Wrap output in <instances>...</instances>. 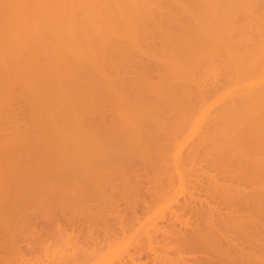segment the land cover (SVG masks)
Listing matches in <instances>:
<instances>
[{"label": "bare ground", "instance_id": "6f19581e", "mask_svg": "<svg viewBox=\"0 0 264 264\" xmlns=\"http://www.w3.org/2000/svg\"><path fill=\"white\" fill-rule=\"evenodd\" d=\"M137 169L140 178L147 175V191L157 189L153 199L148 192L152 203L143 208L144 217L137 213L143 222L137 210L129 215L137 217L132 218L134 224L143 223L140 228L139 223L131 225L129 216L117 217L122 208L112 203L125 193L129 195L122 201H136L137 194H143V181L136 178L139 190L132 181L139 175ZM171 177L177 179L175 187L160 181ZM198 180L206 183L207 188L200 186L207 189L203 194L211 198L208 202L216 198L225 205H217L219 209L228 211L227 205L232 209L234 204L239 209L234 205L223 214L211 206L215 200L206 203V210L204 205L199 209L196 204L202 198L197 195L203 194L193 189L197 198L191 197L190 191L193 184L198 189ZM159 183L170 186H160L165 190L160 194ZM127 188L131 194L123 192ZM111 190L119 191L113 199ZM181 192L182 202L185 197L191 205L196 202L201 215L189 201L176 205ZM174 198L172 206L194 216L191 225L203 215L192 231L178 228L175 219L167 217L172 206L167 218L160 216ZM84 199L109 200L116 212L120 210L117 215L106 201L98 204L106 202L111 210L97 202L90 208L102 206L101 211L113 212L119 223L127 219L129 228H139L137 235L151 227L150 236L145 232L127 251L119 247L128 248L135 230L127 239V224L114 222L122 228L115 232L114 223L113 229L107 227L109 217L99 220L105 211L93 213L91 208L92 216L85 212L96 221H108L100 222L108 228L102 229L105 234L112 230L102 239H112L106 244L109 249L119 237L113 250H126L131 264H142L143 257H150L146 264H174L193 250L200 255L178 259L177 264H264V0H0V253L16 252L19 260L50 250L47 264H99L95 256L106 250L101 249L103 243L97 246L100 235L84 234L78 241L70 234L72 241L69 234L60 233L66 227L60 220L67 213L63 221L74 220L73 210L80 205L81 212L88 211L91 201L84 204ZM130 199L123 204L131 206ZM54 203L61 207H55L57 212H52ZM243 207L244 214L249 213L243 220H250L248 225L242 222ZM173 213L175 218L180 215L177 221H186L184 213ZM72 214L74 218H68ZM158 215L166 228H160L165 223L159 228L153 223ZM83 216L75 220L88 221ZM231 229L232 234L237 229L234 238L240 241L229 235ZM44 232L54 234L53 249ZM112 233H121L128 244ZM61 240L71 252L61 244L56 250ZM171 250L182 257L168 256ZM122 256L117 264H130Z\"/></svg>", "mask_w": 264, "mask_h": 264}, {"label": "rangeland", "instance_id": "374dc122", "mask_svg": "<svg viewBox=\"0 0 264 264\" xmlns=\"http://www.w3.org/2000/svg\"><path fill=\"white\" fill-rule=\"evenodd\" d=\"M139 167H140V166H139ZM141 167H142V169H143V166H141ZM139 169H141V168H139ZM142 169H141V170H142ZM141 170H140V171H141ZM137 171L139 172L138 169H137ZM137 171L135 170L134 173H136ZM138 172H137V173H138ZM143 173H144V172H143ZM138 174H139V175H138ZM138 174H137L138 176H136V177H134L136 174L133 176L134 179H133L132 181L136 182L137 179L140 178V175L142 174V172H141V173L139 172ZM174 174H175V173H174ZM174 174H173V176H174ZM143 175L145 176V174H143ZM173 176H172V177H173ZM133 177H132V178H133ZM146 177H147V175H146ZM146 177H143V176H142L139 180L143 181V178L146 179ZM172 177H171V180H169V181H165V182H164V179H165L164 177H163L164 179L162 178V179H160V181L163 180V181H161V182H163V183H167V182L169 183L170 181H171L170 183H174L173 181L177 182V181H176L177 179L175 178L174 180H172ZM175 177H176V176H175ZM136 178H137V179H136ZM173 178H174V177H173ZM135 179H136V180H135ZM145 179H144L143 182H145ZM198 179H199V178H198ZM139 180L137 181V182H138L137 186H136V184H135V186L137 187V188H136V187H135V188L138 189V190H139L138 187H140V186H139V182H140ZM146 180H147V179H146ZM166 180H167V179H166ZM195 180H196V179H195ZM200 180H201V179H200ZM200 180H198V183H197V181H196V184L199 185V187L196 186V187H198V189H197V188H194V186H195L194 184H193V186L191 187V185H192L191 182H190V183H191V185H190L191 188L187 186L186 189L188 188V189H187L188 191H189V188H190V191L193 190V189H195V190L199 191L198 193H200V194L202 195L203 192H204V190H207V189H206L207 187L205 186L206 183L204 184V183H203L204 181H202L201 183L203 184L204 187H206V188L203 190V189H202L203 186L201 187V186H200L201 183L199 184V181H200ZM134 182H133V183H134ZM143 182H141V184H140V185H141V188H142V189L140 188V190H141V192H142L143 194L145 193V196H146L147 198H146V197H143V196H144L143 194H140L139 192H137V193H139V194H137V193L135 192V193L138 195V199L136 200L137 202L135 201L134 198H131V199H133V201H132V200L130 199V197H128V200L130 199L133 203H135V204H133L131 201L128 202L130 205L132 204L131 206L126 205V204H123V202L125 203L126 201H128L127 199H126V201H125V200L122 201V199H125V198H126V197H125L126 195H129V193L127 194V193H125L124 191L129 190V192H130V188H129V189L127 188L126 190H123V192L125 193V195H124V198H122V197L120 196V197H121V200H120V197H119V199H118V198H116V197H118V196H116V197L114 196L115 199L117 200V204H119V205H116L115 199L113 200L114 202H112V203H115V204H114L115 207H118V206H119L118 209H121V208H122V209H121L122 212L125 213V214H123L122 212H119L120 210H119V211L117 210L119 213H121V214H120L121 216L119 215L118 212L115 211L116 208L113 206V204H112L111 202H108L109 200L106 201L105 199H103V200H101V201H100V199H98V201H100V202H102V201H106V202H108L110 205L112 204L111 206L114 207V209H112L111 206H109L108 203H107V204H108V205H107L106 202H104L105 204H104V203L98 204V203H100V202H98L97 200H96L94 203H93L94 200H92V201L89 200V201H91L92 204L89 203V207H86L84 204H86V202L88 201V199L81 200V201H83V203H84V201H85V203L82 204V206H85V207H86L85 209L88 208V209H87L88 211L83 210V211L81 212V209H84V207H81V205H80L81 203H78L80 206L77 207L78 209L81 207L80 210H78V209H74V210H73V207H74V204H75V203L72 204L73 207L70 205L69 208H71V207H72V208H71V212L69 211V212H70L69 214L73 213L72 210H73V211L76 210V211L73 213V214H76V215H75V218H74V215L72 214L71 217H68V218H71V219L74 218V220L63 221V220L68 216V213H67V216H64L63 219L60 220L61 226H65V225H66V227H62V228H64V229H62V231H64V232H61V231H60V233H62V234H64V235H65V234H66V235L69 234V236H70V234H71V235H74V236L76 235V237L78 238V241H79V240H82V238L84 237V234H85V237H86L87 235H88L87 237H89V236H90L89 234H94V235H95V236L93 235L94 237H96L97 235H98V236L100 235L99 237L101 238V240H97V239H96L97 241H100V243L97 242V243H98L97 246H99L101 243H103L105 246H104V247H101V246H102V244H101L100 247H101V249L104 248V249H106V250H104L103 253H102V251H100V249L97 248V249H99V251L102 253V254H100V256H99V255H97V257L95 256V258H97V259H96L97 262H98L99 259H100L99 264H105V262H106V264H107L108 261H110V260H111V261H110L108 264H112V263H114V264L116 263V264H117V263L120 262V260H121L120 256H122V255H123L122 257L124 258L123 261H124L125 259L127 260L126 256H124V255H126V252L129 251V249L132 250L131 247L133 248V246L136 244V242H138L139 239H143V237L146 236V233H147V235L150 236V234H148L149 230H151V229H150L151 227L149 228V226H148V225L151 223V220H150V219H148V220H150L149 224L147 225L148 227L145 226L147 229L149 228L148 231H145L146 228L143 227V226H141V229L144 228L145 230H143V231H145L146 233L141 231L140 233H142V235H141V234L137 235V231L135 230V228H138V227L140 228V225H143V223L141 224V222H143L144 218L141 219V220H142V221H141V220L139 219L140 217H139L138 214L140 213V211H141L140 214H142V216H143L144 214H146L144 211L147 209V206H148V205H146V204H147V203L149 202V200H150V199H149V198H150V194H148V192H149V193L151 192V195H152L151 198L153 199L154 192L157 190V189L154 188L155 191H153L154 189H152V191H153V192H152V191H151V188H150V191H147V190L149 189V188L147 189V187H148V186H147L148 183L145 182V183H146V186H145V183H143ZM192 182H193V178H192ZM163 183H161L162 185L159 183V186H158V191L161 190V192L159 191L160 194H162V191H163V189H161V188L163 187V185H164ZM194 183H195V181H194ZM176 184H177V183H176ZM165 185H166V184H165ZM165 185H164L163 188H165ZM172 185H173V184H172ZM172 185H171V186H172ZM133 186H134V185H133ZM160 186H162V187H160ZM167 186H170V184H169V185H166V187H167ZM173 186L175 187V183H174ZM133 188H134V187H133ZM152 188H153V187H152ZM156 188H157V187H156ZM159 188H160V189H159ZM168 188H169V187H168ZM170 188H171V187H170ZM199 188H200V190H202V192H200ZM143 189H144L145 192L143 191ZM119 190H120V189H119ZM131 190H132V189H131ZM111 191H112V190H111ZM120 191H121V190H120ZM134 191H135V189H134ZM158 191H157V192H158ZM164 191H165V190H164ZM164 191H163V192H164ZM188 191H186V190L184 189V191H183V195H184L185 192L187 193ZM193 191H194V190H193ZM193 191H192L193 194L190 192V194H192L193 196H191V195H190V196H191V197H196V196H194V195L197 194V193H196L197 191H196V192H195V191L193 192ZM109 192H110V189H109ZM115 192L118 193L119 191H116V190H115L114 192L112 191V192H111V197H110V198L113 197V194H116ZM132 192H133V190H132ZM152 193H153V194H152ZM194 193H196V194H194ZM206 193H207V192H206ZM206 193H204V194H206ZM122 194H123V193H122ZM130 194H131V192H130ZM147 194H148L149 196H148ZM179 194H180V195H178V197L181 196L182 192L179 193ZM188 194H189V193H188ZM204 194H203V196H204ZM109 195H110V194H109ZM117 195H120V194H117ZM137 195H136V196H137ZM141 195H142V196H141ZM183 195L181 196V199H180L181 202H178L177 199H175V198H174V200H175L174 202H169V205H166V209H165V208H164L165 210L163 209V211L161 212L162 214L160 213V216H161V215L163 216V215L165 214V215L163 216L164 219L167 218V217H171V221H173V220L175 219V220H174L175 223H173L174 225L177 223V225H176L177 227L180 226L181 229H182V228H185V229L187 230V229H189L192 225H193V226L195 225V224H193V223H195V222H193V218H194V216H192L193 218H192V217H189L190 214H189V213L185 214L184 212H183V213H184V216H183V215H182L183 213H182L181 210H180V209H183V208L178 209V208H176V207H178V206H176V207L172 206L173 203H175L176 201H177V202H176V205H178L179 203H181L180 205H182V203H187V201H189V200L192 201L191 199H187V197H185L187 201L182 202V197H183ZM201 195H200V196H201ZM207 195H208V194H207ZM207 195H206V196H207ZM134 196H135V194L132 193V197H134ZM184 196H186V194H185ZM197 196H198V198H200V199L202 198L201 200H200V199H196L197 202H199L198 200H200L199 203H202V204L199 205V203H198V204H196V202H195V203L193 202V203L196 204V205H198V206H201V207H198V206H196V205H194V204L191 205L192 202L190 203V201H189V203H190L189 205H191L192 207L196 208V209H194V211H196L198 208L203 210V209H204V208H202L203 205H204V206H207V204L209 205V202H210V201L213 203V201L216 199V198H215V199L209 200V202H208L207 200H208V199H211V198H209L208 196L206 197V198H208L207 200H206L205 196H204L205 199L203 198V196H202V197H199V194H198ZM178 197L176 196V198H178ZM135 198H136V197H135ZM144 198H146V199L144 200ZM188 198H189V195H188ZM196 198H197V197H196ZM112 199H113V198H112ZM112 199H111V200H112ZM140 199H141V201L139 202ZM194 199H195V198H194ZM194 199H193V201H194ZM203 199L206 201V202L203 201L205 204H203V202H202ZM86 200H87V201H86ZM142 200H143V201H142ZM183 200H184V198H183ZM196 200H195V201H196ZM89 201H88V202H89ZM134 201H135V202H134ZM150 201H152V200H150ZM216 201H219V200H218V199L215 200L214 202H215L216 205L212 204L211 206H214V207H215V206H217V205L220 204V205H221V206L219 205L220 207H225L224 203H222V202L219 201L220 203L218 202V204H217ZM88 202H87V203H88ZM96 202H97V204H98L99 206L103 204V205H102L103 208H102V206H101L102 209H105V208H106V210H107V209H109V210L112 209V210H114V211H113L114 213L116 212V215H117V213H118V216H117V217H122V218H123V217H125V218L127 217V218L129 219V217H130L129 215H135V212H136V210H137L136 214L138 213L137 216H138V219H139L141 222H136L137 224L139 223L138 225H137L136 223L134 224L135 220H133V219H137V217H135V218H133V216L130 217V218H131V225L134 224L135 226H136V225L138 226V227H135V228H134V227H133L134 225H133L132 227H130V228H132V229L130 230L129 226H131V225H129L130 222H128L127 219H126V223H124V222H125V219L123 220L122 218H120V219H122V221H124V222L120 221V223H119V221H118L119 219H118L117 217H115V216H112V215H115L112 211H110V212H112V213H109V211H107V214H106V210L101 211L102 209H101V208L99 209L98 206H94V208L91 207L92 209H94V210H93V213H94V211L97 210V209L100 210V211H99L100 214H101V212L104 213V211H105L103 217H100L99 220H101V218L106 217V219H109V218H110V219H111V222H110V219L108 220L109 222L106 221V220H104L105 218L102 219L103 222H102V221H99V220L96 221V219L94 220L93 218L91 219V218H89V216H88L87 214H85V212H89V213H90L89 215L92 216L93 213L91 212L92 210H91L90 206H92V205H94V204L97 205ZM143 202H144V203H143ZM55 203H57V202H55ZM55 203H54V204H55ZM128 203H127V204H128ZM151 203H152V202H149V205H150ZM206 203H207V204H206ZM47 204H48V203H47ZM57 204H58V203H57ZM57 204H55V206H53V207H54V208H55V207H56V208H59L60 206L57 205ZM78 204H77V205H78ZM90 204H91V205H90ZM144 204L146 205V207H145ZM153 204H154V202H153ZM153 204H152V205H153ZM167 204H168V203H167ZM210 204H211V203H210ZM42 205H43V204H42ZM52 205H53V204H51V206L48 205V206H49L48 208L50 209V208L52 207ZM104 205H106V206L104 207ZM124 205H125V206H124ZM135 205H136V208H138L137 206L140 207V208H139V211H138V209H136V208L134 209V208H133V206H135ZM223 205H224V206H223ZM234 205H235V207H236V204H234ZM234 205H233V206H234ZM237 205H238V206H239V205L244 206L243 204H240V203H239V204L237 203ZM87 206H88V204H87ZM153 206H154V205H153ZM163 206H164V205H162V207H163ZM168 206H170V207L172 206V207H171V211H172V209H174V208H175V209H178V210H175V209H174V210L170 213L171 215L169 216V214H168V212H169V211H168V210H169V209H168ZM227 206H228V207H227ZM227 206H226V207L229 208L228 211L231 212L230 210L233 209V206L231 205V206H232V209H230L231 207H229V205H227ZM53 207H52V208H53ZM62 207H63V206H62ZM65 207H66V208H64V209L67 210L68 207H67V206H65ZM95 207H97V208L95 209ZM107 207H108V208H107ZM109 207H110V208H109ZM129 207H130V208H129ZM148 207H149V206H148ZM151 207H152V206H151ZM197 207H198V208H197ZM208 207H209V206L205 207V210H206ZM235 207H234V209H235ZM239 207H240V206H239ZM239 207H236V208L239 209ZM246 207H248V206H245V210H246ZM39 208H40V207H39ZM54 208H53V211H52V212H54V211L57 210L56 208H55V209H54ZM60 208H61V207H60ZM74 208H75V207H74ZM132 208H133V210H132ZM143 208H145V210H144ZM149 208H150V207H149ZM153 208H154V207H153ZM241 208H242V207H241ZM250 208H251V207H250ZM40 209H41V208H40ZM40 209H39V210H40ZM45 209L47 210V208H45ZM49 209H48V210H49ZM64 209H61V210H64ZM89 209H90L91 211H89ZM128 209H130V210H128ZM142 209H143V210H142ZM151 209H152V208H151ZM159 209H161V208H159ZM159 209H158V210H159ZM167 209H168V210H167ZM215 209H217V211H221V212H223V214H224V213L226 214V211H227L226 208H224V209H223V208H220V209H221V210H220L218 206H217ZM222 209L225 210V212L222 211ZM238 209H236V210H238ZM42 210H43V209H42ZM68 210H70V209H68ZM68 210H67V211H68ZM77 210H78L80 213L77 212ZM98 210H97V211H98ZM123 210H124L125 212H124ZM156 210H157V209H156ZM166 210H167L168 212H167ZM184 210H185V209H184ZM248 210H250V209H248ZM251 210H252V209H251ZM44 211H45V210H44ZM58 211H60V209H58ZM131 211H132V212H131ZM133 211H135V212H133ZM147 211L149 212V210H147ZM147 211H146V212H147ZM159 211H160V210H159ZM164 211H165V212H164ZM174 211H175V213L178 211V212L176 213V215L182 213L181 216H183V218L186 219V221H184V222L188 223V221H189V223L186 224V226H185L184 222L182 221V222H183V223H182V222L180 221L181 224H182V226H181V224L178 225L180 222L177 221L176 219L181 220V219H180L181 217H180V215H178V218H177V217L175 218L174 216H172V214H174V213H173ZM182 211H183V210H182ZM186 211L188 212L187 209L185 210V212H186ZM197 211H199V210H197ZM197 211H196V213H198ZM228 211H227V213H228ZM243 211H244V207H243V210H241L240 213H243V214H244ZM48 212H49V211H48ZM56 212H57V211H56ZM64 212H65V211H64ZM76 212H77V213H76ZM99 212H98V213H99ZM142 212H144V213H142ZM152 212H153V214H155L153 210H152ZM156 212H157V211H156ZM166 212H167V215H168L167 217H166ZM189 212L192 213L191 211H189ZM199 212H200V211H199ZM202 212H204V211H202ZM246 212H249V211L246 210ZM250 212H251V211H250ZM95 213H96V215H97V212H95ZM131 213H132V214H131ZM133 213H134V214H133ZM158 213H159V212H157V214H158ZM163 213H164V214H163ZM196 213L193 212L194 215H195ZM200 213H201V212H200ZM54 214H55V213H54ZM57 214H58V213H57ZM65 214H66V212H65ZM81 214L84 215V216L82 217L83 219H84L85 217L88 216V221H89L90 219H91V221L88 222L86 219H85V220H80V219H79V220H75V219H77V216L80 217ZM110 214H111L112 218L110 217ZM127 214H128V215H127ZM148 214H149V213H148ZM150 214H152V213H150ZM153 214H152V215H153ZM198 214H199V213H198ZM198 214H197V215H198ZM201 214H202V213H201ZM201 214H199V215H201ZM245 214H247V213H245ZM245 214L242 216V222H244L243 220H244V218L246 217ZM248 214H249V213H248ZM248 214H247V215H248ZM93 215H94V214H93ZM122 215H123V216H122ZM124 215H125V216H124ZM155 215H156V214H155ZM155 215L152 216V217H155ZM188 215H189V216H188ZM191 215H192V214H191ZM199 215H198V217H195L197 220L194 219V221H198L199 218H200V220L203 218V217H202L203 215H202L201 217H199ZM91 216H90V217H91ZM99 216H102V215H97V217H99ZM128 216H129V217H128ZM140 216H141V215H140ZM224 216H225V215H224ZM244 216H245V217H244ZM93 217H94V216H93ZM108 217H109V218H108ZM114 217L117 219L116 221L113 220ZM143 217H144V216H143ZM145 217H146V216H145ZM149 217H150V215H149ZM152 217H150V218L152 219ZM157 217H158V219H157V223H156V220L153 221V223H155L156 226H157V225L160 226V224L163 225V224L165 223V224H164L163 226H161L160 228H161V229H162V227H163V228H164V227L166 228L167 222H165V220L163 219V217H161V219L159 218V215H158ZM80 218H81V217H80ZM94 218H95V217H94ZM132 218H133V219H132ZM146 218H148V217H146ZM172 218H173V219H172ZM97 219H98V218H97ZM246 219H247V218H246ZM246 219H245V220H246ZM249 219H250V218H249ZM66 220H67V219H66ZM92 220H94V221H96V222H93ZM112 220H113V222H112ZM132 220H133V221H132ZM145 220H146V219H145ZM200 220H199V221H200ZM247 220H248V219H247ZM98 221H99V222H98ZM104 221L108 222V226H107V227L110 228V229H113V228H112V225H113L114 222H117V223H119V224H121V222H122V223L125 224V226H126V224H127V225H128L127 227H128L129 230L127 229V227H126L127 232L124 230V231H125L124 233L127 234V236H124V237H126L127 239H129L128 236L131 237L130 235L133 234V231H134V230L136 231V233H134V235H132V236H133V238H132L133 242H131V239H129V243H130L129 246H128V245H125V244H128V243H126V240H125V239H124V240H125V244L123 243V242H124V240H123L124 237H123L122 235H119V234H121V233H118V235H119L120 237H121V236L123 237V238L121 237L122 240H120V241H123L121 244H124L125 246H128V248H126V247H122V245H120L119 248H120V249H121V248H125L127 251H126V250L123 251V249H122V250H120L121 253L119 252V253L117 254V253L115 252L116 249H114V245H115V246H116V245H119V244H118V243H119V241H118L119 237H117L118 235L115 234V233H112L111 236L115 237V239H116V237H117L118 239L115 240V241H118V243H117V244L114 243L115 241L113 240V246H112V247L110 246V248H109L110 250L107 248L108 245H106V244H109L111 238H110V237H107V239H106L105 241H104V239H102V236H104V234H105V232H103L102 229H104V230H106V231H107V229H108L106 226H105V228H104V226H103V228H102V225H103L104 223H106V222H104ZM199 221L196 222V223L198 224ZM248 221H250V220H248ZM248 221H246V222H248ZM62 222H63V224H65V225H63ZM100 222L103 223V224H101ZM127 222H128V223H127ZM191 222H193L192 225H191ZM242 222H241V223H242ZM246 222H244V223L246 224ZM93 223H94V224H93ZM97 223H99V224H97ZM109 223H110V225H109ZM117 223H114V226H113V227H115V232H116L117 230H118V232H120L121 230L119 231V229H122V228H120L119 225H118ZM231 223H232V222H231ZM83 224H84V225H83ZM100 224H101V226L99 227L98 225H100ZM183 224H184V225H183ZM197 224H196L195 226H198ZM221 224H222V223H221ZM245 224H243V225L241 224V225H242V228H243V226H244ZM82 225H83V226H82ZM89 225H90V226H89ZM106 225H107V224H106ZM115 225H117V226H115ZM121 225H122V224H121ZM222 225H223V224H222ZM222 225H221V227H223ZM228 225H229V226H228ZM228 225H225V226L231 228V227H230L231 225H230V224H228ZM246 225H248V224H246ZM246 225H245V227H246ZM123 226H124V225H123ZM249 226H250V225H249ZM157 227H158V226H157ZM180 227H178V228H180ZM39 228H40V227H39ZM82 228H83V229H82ZM106 228H107V229H106ZM116 228H118V229H116ZM133 228H134V229H133ZM139 228H138V233H139ZM158 228H159V227H158ZM174 228H175V226H174ZM194 228H196V227H194ZM229 228H228V229H229ZM248 228H249V227H247L246 229H248ZM43 229H44V228H43ZM77 229H78V230H77ZM192 229H193V227H191V231H192ZM224 229L226 230L225 227H224L223 229H221V230H224ZM232 229H233V228H232ZM232 229H231V232L227 231V232L229 233V235H230V233L232 234V233L234 232V231L232 232ZM249 229H250V228H249ZM86 230H87V231H86ZM100 230H101V231H100ZM178 230H179V229H178ZM178 230H177V231H178ZM186 230H185V231H186ZM229 230H230V229H229ZM243 230H245V228H243ZM81 231H82V233H81ZM94 231H95V232H94ZM111 231H112V230H111ZM111 231L106 232L107 234H105V236H106V235H107V236L110 235V234H111ZM113 231H114V230H113ZM122 231H123V230H122ZM135 231H134V232H135ZM235 231L237 232V229H236ZM109 232H110V234H109ZM188 232H189V231H188ZM224 232H225V233H224ZM224 232L222 231V233H223L224 235L227 234L226 231H224ZM236 232H235V233H236ZM41 233H42V230H41ZM100 233H101V234H100ZM128 233H129V234H128ZM143 233H145L144 236H143ZM151 233H152V232H151ZM222 233H221V235H222ZM235 233H234V234H235ZM238 233H239V232H238ZM43 234L45 235L44 237H45L46 239L49 238L48 240H45V241H46V242H47V241H50V242H51V238H50V237H53L54 234H53V233H45V232H44ZM86 234H87V235H86ZM122 234H123V233H122ZM126 234H125V235H126ZM234 234H232V236H233L232 238H233V240L235 239L236 242H238L239 238H238V240H237L236 237L234 238ZM66 235H65V236H66ZM114 235H115V236H114ZM116 235H117V236H116ZM238 235H239V234H236L237 237H238ZM41 236H42V234H41ZM59 236H61V238L64 237V236H62L61 234H59ZM69 236H68V237H69ZM81 236H82V237H81ZM98 236H97L96 238H99ZM135 236H136V237H135ZM138 236H139V237H138ZM151 236H152V234H151ZM230 236H231V235H230ZM240 236H241V234L239 235V237H240ZM44 237L42 236V238H44ZM68 237H66L67 240H68ZM113 237H112V238H113ZM134 237L137 238V239H135V240H137V241L134 240ZM45 238H44V239H45ZM59 238H60V237H59ZM64 238H65V237H64ZM64 238H63V239H64ZM66 238H65V240H66ZM70 238H73V237L70 236ZM100 238H99V239H100ZM103 238H104V237H103ZM109 238H110V239H109ZM138 238H139V239H138ZM229 238L231 239V237H229ZM44 239H42V240H44ZM108 239H109V242H108ZM240 239L243 240L241 237H240ZM59 240H60V239H59ZM111 240H112V239H111ZM70 241H71V240H70ZM72 241H75V239L73 238ZM101 241H102V242H101ZM134 241H135V242H134ZM239 241H240V240H239ZM61 242H62V240H61L60 242L58 241V243H55V245H56L55 248H57L56 250H58V248L60 247ZM66 242H67V241L64 242V240H63L62 243L65 245ZM76 242H77V241H76ZM111 243H112V241H111ZM111 243H110V244H111ZM132 243H133V244L135 243V244L133 245ZM223 243H224V241H223ZM46 244H47V243H46ZM51 244H52V245H51ZM51 244L49 243V245H51V247H52V249H53V243L51 242ZM63 244H61V245H62L64 248H67V249H68V252H71V251H69V250H72V248H70L71 246H66V247H65ZM79 244H80V243H79ZM110 244H109V245H110ZM242 244H244V243H242ZM58 245H59V246H58ZM67 245H68V243H67ZM69 245H70V244H69ZM130 245H131V246H130ZM51 247L49 246V249H50ZM105 247H106V248H105ZM108 247H109V246H108ZM55 248H54V249H55ZM111 248H112V249H111ZM115 248H116V247H115ZM113 249H114L115 251H114ZM107 250H109V251H108L109 254H106V253H107ZM112 250L116 253V255L114 256V258L116 257V258H115L116 260H114V259L112 258L113 255L115 254ZM118 250H119V249H117V252H118ZM182 250H183V253H184L185 249L182 248L180 251H182ZM186 250H188V249H186ZM191 250H192V249H191ZM65 251H66V250H65ZM105 251H106V252H105ZM110 251H112L111 253H114V254H112V256L109 257V255H111ZM122 251H123V252H122ZM171 251H172V250H171ZM171 251L168 252V256H172V257H174V253H175V256H180V255L183 254V253L180 254V253H181V252H180V253H178V254H180V255H178V254H177L178 251H176V252H174V253H173V251H172V254H170ZM193 251H194V250H193ZM193 251H192L191 253H189V252H185V254H183V255H184V257H185V256H186V257H185V258L183 257V259H188V258H190V256L193 257V256L200 255V254H199V253H200L199 251H198V253L196 252V250H195L194 253H193ZM10 252H12V251H10ZM100 252H99V253H100ZM104 252H105V253H104ZM130 252H131V251H130ZM2 253H3V252H2ZM2 253H0V255L2 256V258H1V256H0V264H10L12 261L15 262L16 260H17V261L15 262V264H18V262H19L20 264H27L28 261L31 262L30 264H44V263H46V260H47V257H45V256L48 255L49 258H51V256H52V254H51L52 252L49 250L48 254H45V253H44L45 255H44L43 253H41V254H39V253H38V254H37V253H32V254H28V255H26V257L23 256L21 259L18 260V259H17L18 256H17L16 252L9 253V255H8V251H7L6 254H5V255H7V256H5L4 253H3V254H2ZM66 253H67V251H66ZM97 253H98V251H97ZM123 253H124V254H123ZM195 253H196V254H195ZM119 254H122V255H119ZM166 254H167V253H166ZM191 254H192V255H191ZM3 255L6 257V259L3 258V257H4ZM106 255H107V257H105ZM203 255H204V254H203ZM221 255L224 256L223 254H221ZM102 256H104V258H103ZM187 256H189V257H187ZM99 257H102V258H99ZM172 257H171V258H172ZM180 257H182V256H180ZM110 258H111V259H110ZM118 258H120V260H119ZM143 258H144V257H143ZM143 258H141V261H139V262H141L142 264H146L147 262H149L148 260H150V259H149L150 257H148V259H147V258H146V259H145V258L143 259ZM171 258L169 257V259H171ZM15 259H16V260H15ZM101 259H102V260H101ZM108 259H109V260H108ZM112 259H113V260H112ZM117 259L119 260V262H118ZM173 259H174V258H173ZM178 259H180V258H176L177 261H178ZM181 259H182V258H181ZM181 259H180V261H181ZM183 259H182V260H183ZM222 259L224 260V258H221V261H223ZM91 260H95V259L92 258ZM91 260H90V261H91ZM96 260H95V262H96ZM107 260H108V261H107ZM126 260H125V261H126ZM128 260H130V259H128ZM128 260H127V262H130V261H128ZM176 260H175V261L173 260L174 264H175V262H176V264L178 263ZM26 261H27V262H26ZM104 261H105V262H104ZM112 261H113V262H112ZM114 261H115V262H114ZM121 261H122V260H121ZM137 261H138V260H136V262H137ZM47 262H48V260H47ZM127 262H126V263H127ZM143 262H144V263H143ZM182 262H183V261H182ZM182 262H181V263H182ZM190 262H191V261H190ZM192 262H193V263H192ZM192 262H191V264H195L194 261H192ZM131 263H133V262H130V264H131ZM46 264H47V263H46ZM91 264H94V262L91 261ZM95 264H98V263H95ZM148 264H149V263H148ZM189 264H190V263H189ZM221 264H222V262H221Z\"/></svg>", "mask_w": 264, "mask_h": 264}]
</instances>
